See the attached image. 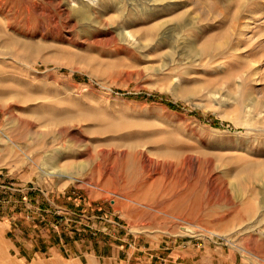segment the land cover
I'll use <instances>...</instances> for the list:
<instances>
[{
    "label": "rangeland",
    "instance_id": "1",
    "mask_svg": "<svg viewBox=\"0 0 264 264\" xmlns=\"http://www.w3.org/2000/svg\"><path fill=\"white\" fill-rule=\"evenodd\" d=\"M262 120L264 0H0V264H264Z\"/></svg>",
    "mask_w": 264,
    "mask_h": 264
},
{
    "label": "bare ground",
    "instance_id": "2",
    "mask_svg": "<svg viewBox=\"0 0 264 264\" xmlns=\"http://www.w3.org/2000/svg\"><path fill=\"white\" fill-rule=\"evenodd\" d=\"M112 3H114V2H112ZM111 3V4H112ZM209 3V5L211 6L212 4L214 5L215 3H211L210 1L208 2ZM105 4V3H104ZM116 4V3H115ZM109 5V4H108ZM108 5L106 4V5H103L105 8H107L108 7ZM155 6V5H154ZM214 7V6H213ZM212 8V7H211ZM152 9V8H151ZM216 9V8H215ZM213 10V9H212ZM217 10V9H216ZM218 11V10H217ZM213 12H215V10L213 11ZM78 16H80V17H82V18H90V15H89V13L85 10V9H83V8H80V9H78ZM219 14L221 13V11L220 12H218ZM213 14V13H212ZM181 15H183V14H181ZM225 15V14H224ZM176 16H178V15H176ZM214 17H215V14L213 15ZM220 16H221V14H220ZM221 17H223L222 19H226L227 17H226V15L225 16H221ZM234 17H236V16H233L232 18H234ZM178 18V17H177ZM181 19H183V16H181ZM180 19V20H181ZM201 19V18H200ZM215 19V18H214ZM229 19V16H228V18H227V20ZM235 19V18H234ZM204 20V19H203ZM202 20V21H203ZM224 20H222L223 22H224ZM235 20H237V19H235ZM204 21H207L206 19L204 20ZM217 21V20H216ZM234 21V20H233ZM221 22V21H220ZM207 23V22H206ZM226 24V23H225ZM233 25V24H232ZM212 26H214V24L212 25ZM234 26V25H233ZM207 27V26H206ZM232 27V26H231ZM236 26H234V28H235ZM233 28V27H232ZM239 28V27H238ZM241 28V27H240ZM230 30H232V29H230ZM235 30V29H234ZM224 33V32H223ZM228 33H230V32H228ZM227 33V34H228ZM231 33H232V31H231ZM230 33V34H231ZM244 33V32H243ZM234 33H232L231 35H233ZM240 34H242V33H240ZM216 35V34H215ZM231 35H229V36H231ZM225 36V35H224ZM229 36H227V37H229ZM242 36V35H241ZM216 37V36H215ZM207 37H205V39H206ZM220 40H221V38H220ZM225 41H226V38L224 39ZM224 40H223V42H224ZM206 42V41H205ZM207 42H209V41H207ZM222 42V41H221ZM227 42V41H226ZM218 43V42H217ZM217 43L215 44V45H217ZM221 44V43H220ZM223 44V43H222ZM8 45V44H7ZM6 45V46H7ZM212 46V43L211 42H209L207 45H205V49L207 50L208 48H210ZM218 47V45L216 46V48ZM218 48H220V47H218ZM234 49V48H233ZM257 53V52H256ZM258 59V58H257ZM15 61V60H14ZM257 61V60H256ZM252 70V69H251ZM253 73V72H252ZM13 97V96H12ZM16 109V108H15ZM263 122H264V120H262ZM38 138V137H37ZM45 146V145H44ZM55 149V148H54ZM58 150V149H57ZM62 151V150H61ZM81 155V154H80ZM134 155V154H133ZM111 156V155H110ZM50 157L48 156L47 157V155H46V157H45V160L46 161H49V162H51L52 161V159L50 160L49 159ZM118 160V159H117ZM147 161V160H146ZM261 161V160H260ZM260 161H259V163H260ZM53 162V161H52ZM51 162V163H52ZM146 163V162H145ZM256 163H258V162H256ZM257 164V165H259V166H257V168H258V170H256V169H252L251 167L250 168H248L247 169V178L249 179V181H251V180H255V179H257V178H260V176L261 177H263L264 176V161L262 162V163H260V164ZM255 166V167H256ZM263 175V176H262ZM260 207H261V204H260ZM253 208V207H252ZM254 208H255V206H254ZM257 208V207H256ZM250 210V209H249ZM253 210V209H252ZM256 211L258 210V209H255ZM248 212V211H247ZM249 213V212H248ZM258 213V212H257ZM247 214V213H246ZM246 214H245V216H246ZM250 214H252V213H250ZM250 214H248V217H249V215ZM247 217V216H246ZM260 220V219H259ZM258 220V221H259ZM261 221V220H260ZM262 222H264V221H262ZM257 225V223L255 224L254 223V226H256ZM264 225V224H263ZM248 227V226H247ZM253 227V226H252ZM260 227V226H259ZM250 228H251V226H250ZM249 227H248V229L247 230H251ZM254 228V227H253ZM262 228H264V226L262 227ZM262 230H264V229H262ZM238 231V230H237ZM243 231H245V229L243 230ZM240 232V231H239ZM246 232V231H245ZM250 232V231H249ZM238 235L240 234V233H237ZM250 234V233H249ZM236 235V234H235ZM249 236V235H248ZM239 238V237H238ZM244 238V237H243ZM252 239H253V237H252ZM249 246V245H248ZM254 251V250H253ZM257 252V251H256ZM257 254V253H256ZM257 256H260L259 254L257 255ZM261 257V256H260Z\"/></svg>",
    "mask_w": 264,
    "mask_h": 264
},
{
    "label": "trees",
    "instance_id": "3",
    "mask_svg": "<svg viewBox=\"0 0 264 264\" xmlns=\"http://www.w3.org/2000/svg\"><path fill=\"white\" fill-rule=\"evenodd\" d=\"M141 97H146V96L142 95ZM148 99H159V96H151V97H148ZM167 105L173 109H177V110L181 109V105H179V104L167 102ZM212 123L217 125L218 122L212 121Z\"/></svg>",
    "mask_w": 264,
    "mask_h": 264
}]
</instances>
